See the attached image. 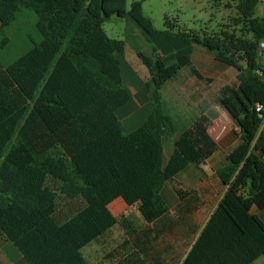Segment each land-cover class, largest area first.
Wrapping results in <instances>:
<instances>
[{
  "label": "trees",
  "instance_id": "1",
  "mask_svg": "<svg viewBox=\"0 0 264 264\" xmlns=\"http://www.w3.org/2000/svg\"><path fill=\"white\" fill-rule=\"evenodd\" d=\"M237 1L233 23L210 33L175 32L168 17L167 29L157 30L139 1L127 10V0H0L2 34L29 10L39 35L18 59L0 64V239L28 264H89L82 249L117 224L112 201L137 203L153 223L169 208L165 183L216 151L211 120L202 115L163 163L162 140L177 126L161 89L174 64L201 77L192 66L195 46L238 71L219 100L239 126L240 143L217 171L228 189L182 264H251L264 255V221L252 213L264 210V16L257 15L264 2ZM113 15L128 17L151 44L149 56H138L151 75L145 86L153 111L128 134L117 116L133 99L122 81L125 42L102 27ZM59 193L86 203L62 224L54 218Z\"/></svg>",
  "mask_w": 264,
  "mask_h": 264
},
{
  "label": "crops",
  "instance_id": "2",
  "mask_svg": "<svg viewBox=\"0 0 264 264\" xmlns=\"http://www.w3.org/2000/svg\"><path fill=\"white\" fill-rule=\"evenodd\" d=\"M262 6L263 11L264 4ZM119 59L122 60L120 56ZM191 60L201 77L193 73L190 67L174 64L169 67V80L161 89L163 108L177 126L169 142L166 141L167 136L162 140L163 163H167L174 151L176 139L202 115L211 120L208 132L217 149L204 163L190 164L165 183L161 194L169 207L167 213L153 223L142 220L136 237V257L127 258L123 264H182L228 189L219 179L217 171L226 164L229 152L240 143V129L235 119L221 105L219 91L236 80L238 71L218 62L213 52L200 46L193 48ZM139 63L141 67H146L137 53L133 66ZM126 68L128 76L134 77L128 66ZM135 79L125 86L122 77L123 86L130 89ZM150 97L148 90L147 98L138 101V107L126 108L134 100L133 93L132 101L117 111V116L119 111L123 112V121L118 116L123 132H132V127L137 126V129L144 124L153 111ZM113 202L115 207L121 208L126 201L118 197L108 205L116 217L111 209ZM252 213L260 215L264 221V210L259 211L254 207ZM251 264H264V255Z\"/></svg>",
  "mask_w": 264,
  "mask_h": 264
},
{
  "label": "rangeland",
  "instance_id": "3",
  "mask_svg": "<svg viewBox=\"0 0 264 264\" xmlns=\"http://www.w3.org/2000/svg\"><path fill=\"white\" fill-rule=\"evenodd\" d=\"M135 1L141 3L143 14L149 17L154 27L160 31L167 29L166 17L176 22L175 32L190 29L207 30L210 33L218 31L224 24L233 23V19L237 17V0H127V10ZM262 9V5L257 8L258 16H264ZM36 21L37 18L33 11H22L17 15V20L5 28L3 34L0 32V41L6 37V43L0 44V64L7 65L15 61L32 48V40L38 41ZM102 27L109 38L125 42V55L120 56L124 85L128 86V83L134 77L136 78L134 84L129 87L134 93V100L126 108L138 107V101L141 102L148 96V90L143 84L151 78V75L146 67H141V63L135 67L133 64L136 62L138 52H142L146 56L151 54V44L128 17L120 18L113 15L104 20ZM126 66L134 77L128 76ZM122 114L123 112H118L119 118L123 121ZM136 127H132L131 130H136ZM124 133L128 134V131L126 130ZM169 137L166 138L168 142L170 141ZM121 182L129 186L124 178ZM49 183L50 185H60L59 181L51 177L48 178ZM85 205L86 203L81 197L69 199L59 193L56 199L54 218L59 224H62ZM118 207H115V202L111 205V209L118 219L117 224L98 240L82 249V254L89 264H123L127 258L136 257V237L144 219L139 212L137 203L128 204L126 202L123 207ZM0 264L28 263L11 242L0 239Z\"/></svg>",
  "mask_w": 264,
  "mask_h": 264
},
{
  "label": "built area",
  "instance_id": "4",
  "mask_svg": "<svg viewBox=\"0 0 264 264\" xmlns=\"http://www.w3.org/2000/svg\"><path fill=\"white\" fill-rule=\"evenodd\" d=\"M262 2H264V0H262ZM260 47L263 50V55H264V42H261ZM257 111H261V106L257 105Z\"/></svg>",
  "mask_w": 264,
  "mask_h": 264
},
{
  "label": "water",
  "instance_id": "5",
  "mask_svg": "<svg viewBox=\"0 0 264 264\" xmlns=\"http://www.w3.org/2000/svg\"><path fill=\"white\" fill-rule=\"evenodd\" d=\"M261 117H263V115H261Z\"/></svg>",
  "mask_w": 264,
  "mask_h": 264
}]
</instances>
